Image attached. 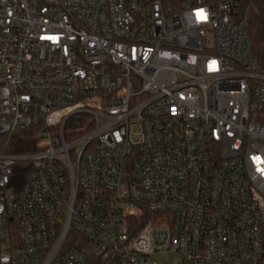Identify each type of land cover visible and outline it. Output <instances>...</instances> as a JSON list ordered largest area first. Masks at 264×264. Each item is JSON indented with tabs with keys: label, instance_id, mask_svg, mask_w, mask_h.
I'll list each match as a JSON object with an SVG mask.
<instances>
[{
	"label": "built area",
	"instance_id": "obj_1",
	"mask_svg": "<svg viewBox=\"0 0 264 264\" xmlns=\"http://www.w3.org/2000/svg\"><path fill=\"white\" fill-rule=\"evenodd\" d=\"M253 5L0 0V264H264Z\"/></svg>",
	"mask_w": 264,
	"mask_h": 264
},
{
	"label": "trees",
	"instance_id": "obj_2",
	"mask_svg": "<svg viewBox=\"0 0 264 264\" xmlns=\"http://www.w3.org/2000/svg\"><path fill=\"white\" fill-rule=\"evenodd\" d=\"M249 30L253 40V51L259 60L260 69L264 71V0H254ZM17 147L15 148L17 151L23 150L22 145Z\"/></svg>",
	"mask_w": 264,
	"mask_h": 264
},
{
	"label": "rangeland",
	"instance_id": "obj_3",
	"mask_svg": "<svg viewBox=\"0 0 264 264\" xmlns=\"http://www.w3.org/2000/svg\"><path fill=\"white\" fill-rule=\"evenodd\" d=\"M168 258L169 257L166 256L156 255L154 257V261L156 262V264H170L169 262L171 261V259Z\"/></svg>",
	"mask_w": 264,
	"mask_h": 264
}]
</instances>
